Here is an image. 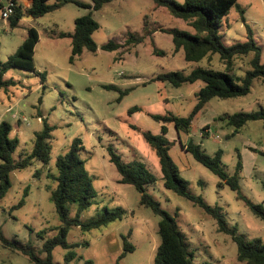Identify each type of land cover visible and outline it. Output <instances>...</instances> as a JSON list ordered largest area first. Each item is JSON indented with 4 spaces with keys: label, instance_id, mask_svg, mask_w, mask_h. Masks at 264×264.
<instances>
[{
    "label": "rangeland",
    "instance_id": "374dc122",
    "mask_svg": "<svg viewBox=\"0 0 264 264\" xmlns=\"http://www.w3.org/2000/svg\"><path fill=\"white\" fill-rule=\"evenodd\" d=\"M82 1V0H75ZM184 4L186 0H175ZM24 16H29L22 10ZM86 11L75 4L33 19H22L15 27L1 18L0 65L16 53L34 28L40 35L35 48L36 72L9 69L6 79L18 85L8 92L0 90V123L13 126L11 137L20 141L15 157L19 160L32 151L37 133L44 123L53 127L52 155L45 166L34 161L24 170L10 175L12 186L0 201V230L10 241L21 246L30 245L41 258L47 239L54 237L61 226L51 199L56 187L52 175L57 174L56 160L64 155L75 139L82 141L80 157L92 178L96 196L82 219L101 216L103 208L124 210L123 220L107 227L82 232L74 227L67 240L74 244L77 256L66 261L67 250L57 247L54 264H154L159 236L160 217L141 205V195L132 185L121 184V175L110 161L111 148L125 163L142 161L157 177L148 192L161 207L173 215L187 238L196 264H245L238 261V246L230 235L221 233L216 220L188 199L165 188L159 158L146 143L142 132L161 134L162 124L149 114L188 117L197 103L196 93L201 82L175 87L168 82L154 81L164 73L190 74L198 67L224 71L219 55L198 63L187 62L184 50L175 52L171 34L163 30L178 29L197 35L186 21L174 17L170 11L157 7L154 0H114L93 12L100 28L93 39L96 53L85 49L71 62L72 39L60 38V33H74L76 19ZM244 19V20H243ZM249 31L262 47L264 60V0H238L230 14L221 21L219 34L227 46L246 42ZM143 37L138 45H124L116 51H105L109 42L125 44L129 36ZM252 55L237 58L234 68L238 76L251 69ZM43 80V82H42ZM263 81H255L250 94L228 100L212 99L192 123L189 134L177 135L175 129L167 135L170 156L182 178L188 181V191L202 196L208 205L222 209L226 226L237 229L246 241H264V220L256 216L238 198V193L181 146L190 140L215 157L221 152V163L228 175L234 176L241 161L240 191L255 204L264 205V126L252 121L238 133L220 116L264 108ZM114 85L117 90H107ZM126 92L125 95L122 93ZM138 111L130 113L131 109ZM206 126L207 130H203ZM256 150V151H253ZM1 163V161H0ZM24 201L22 207L17 205ZM75 205L70 206L74 216ZM124 239L134 246L133 253L120 258ZM0 264H32L19 251L6 249L0 241Z\"/></svg>",
    "mask_w": 264,
    "mask_h": 264
},
{
    "label": "trees",
    "instance_id": "16d2710c",
    "mask_svg": "<svg viewBox=\"0 0 264 264\" xmlns=\"http://www.w3.org/2000/svg\"><path fill=\"white\" fill-rule=\"evenodd\" d=\"M112 1L114 0H90L91 4H85L75 0H32V5L27 9V14L33 19H38L61 9L67 4H75L89 10L88 14L76 19L74 33L58 34L60 38L69 37L72 39L73 47L70 61L73 62L74 58L82 55L85 49L93 53L98 51L99 47L94 41L93 35L100 28V25L94 19L93 12L100 10L105 4ZM154 1L157 7L168 9L174 17L186 21L198 33L192 35L178 29L163 30L172 35L175 52L184 50L186 61L193 63L219 55L225 69L224 71H218L198 67L188 75L183 72H169L158 75L154 81L168 82L175 87L197 82H201L202 86L196 93L197 103L188 117H180L170 113L166 115L149 114L152 119L162 124L161 134L154 135L149 131H144L142 132L143 138L159 158L165 188L188 199L212 216L217 222L219 231L230 235L237 244L239 262L264 264V241L260 239L246 241L244 237L237 235L236 228L231 230L226 226L220 207H212L208 205L202 196L194 195L188 191L189 183L181 177L177 166L173 162L169 153L170 142L167 139L168 124H173L179 136L181 133L189 134L194 119L212 99L228 100L244 97L251 93L255 81H263L264 83L262 47L253 39L251 31L248 33L246 42L227 46L222 41L219 34L221 21L230 14L238 0H186L184 4L175 0ZM23 15L21 7L17 6L15 14L10 18L11 27H15ZM39 40L38 31L34 28L29 29L27 38L16 53L11 55L6 63L0 65V90L8 92L11 87L18 85L15 80L6 79L5 76L9 69H20L27 72L37 71L35 48ZM143 41V37L137 38L131 35L123 45L111 41L103 45L102 49L113 52L124 45H138ZM250 54L252 55L250 59L251 69L247 70L243 76H238L234 68V61ZM105 88L107 90L118 89L114 85H108ZM125 94L126 92L122 93V95ZM137 111L138 109L134 108L131 109L130 113ZM216 120L225 121L227 125L235 128V133H238L252 121H261L264 126V108L258 111H241L233 115L220 116ZM53 129V127L44 123L42 132L36 135L32 151L17 160L15 154L20 141L17 137H11L13 126L10 123L6 121L0 123V201L12 186L10 179L12 172L24 170L31 166L34 161H40L45 166L50 163L52 159L51 133ZM207 129H209L208 126L203 130ZM181 146L191 153L197 162L204 165L222 180L219 184L220 187L224 184L228 185L238 193V198L244 200L256 216L264 220V205L255 204L241 194L239 185V174L243 169L241 161L237 165L236 174L230 177L221 163V152H218L215 157H211L201 145L193 143L192 140L186 145L181 143ZM82 149H84L82 141L75 139L69 150L64 155L58 156L56 160L57 174H53L52 179L57 185L52 191L51 199L55 205L61 226L58 233L47 239L43 245L42 251L46 254V258L41 259L31 249L30 245L21 246L17 242L8 240L0 230V241L4 248L21 252L32 264H54V250L60 247L68 251L65 257L66 261L70 262L77 256L76 252L73 251L75 245L67 240L72 228L77 227L82 232H90L124 219L126 211L120 209L111 211L107 207L103 208L101 216L96 219L89 221L82 219L83 214L92 206V200L96 196L92 178L86 171L85 161L80 157ZM108 151L110 161L116 166L121 175L119 182L134 186L141 195V205L150 208L156 216L161 218L158 231L161 243L157 248L154 264H196L194 254L190 251L187 238L181 231L176 218L165 211L148 192V187L156 183L157 177L144 162L125 163L111 148ZM258 152L264 156L263 151ZM23 205L24 201H21L17 207ZM71 205L76 207L74 216H71L70 213ZM134 250V246L127 239H124V251L120 258L133 253ZM86 264H92V262L88 261Z\"/></svg>",
    "mask_w": 264,
    "mask_h": 264
},
{
    "label": "built area",
    "instance_id": "2783aa9c",
    "mask_svg": "<svg viewBox=\"0 0 264 264\" xmlns=\"http://www.w3.org/2000/svg\"><path fill=\"white\" fill-rule=\"evenodd\" d=\"M1 18L4 21H10V18L15 14L18 6L17 0H0Z\"/></svg>",
    "mask_w": 264,
    "mask_h": 264
},
{
    "label": "crops",
    "instance_id": "0c3cea01",
    "mask_svg": "<svg viewBox=\"0 0 264 264\" xmlns=\"http://www.w3.org/2000/svg\"><path fill=\"white\" fill-rule=\"evenodd\" d=\"M17 2H18V6L21 7V10H24L25 12H27V9L30 8L31 5H32V0H17ZM79 2L85 3V4H91L90 0H82V1H79ZM83 9L86 11L85 15L88 14L89 10L85 9V8H83ZM23 19L28 20L29 23L33 20V18L30 15L29 16H24L23 15ZM208 104L209 103H207L205 105V107H207ZM205 107L203 109H205ZM172 128L175 129L173 124H168L169 132L171 131Z\"/></svg>",
    "mask_w": 264,
    "mask_h": 264
}]
</instances>
